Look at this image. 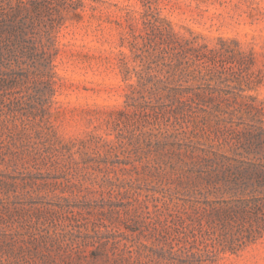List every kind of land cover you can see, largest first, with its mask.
I'll list each match as a JSON object with an SVG mask.
<instances>
[{"label":"rangeland","instance_id":"obj_1","mask_svg":"<svg viewBox=\"0 0 264 264\" xmlns=\"http://www.w3.org/2000/svg\"><path fill=\"white\" fill-rule=\"evenodd\" d=\"M92 3L96 8L88 3L83 18L68 20L59 32L62 79L45 95L54 99L47 104L52 114L44 118L40 104L29 107L36 92L27 85L0 89L6 99L0 102V264H168L159 259L162 245L144 208L163 207L165 195L185 196L165 169L174 139L133 108L119 113L128 91L118 62V51L128 50L120 46L127 9L145 6L140 0ZM159 7L177 22L213 36H237L244 49L253 48L252 71L261 72V83L252 91L264 98V0H162ZM14 108L28 113L15 116ZM222 127L209 121L201 144ZM53 141L72 145L58 152L64 165H43ZM51 233L65 235L62 247L31 240ZM85 247H98L97 255ZM196 264H264V238L215 263Z\"/></svg>","mask_w":264,"mask_h":264},{"label":"trees","instance_id":"obj_2","mask_svg":"<svg viewBox=\"0 0 264 264\" xmlns=\"http://www.w3.org/2000/svg\"><path fill=\"white\" fill-rule=\"evenodd\" d=\"M94 1L0 0V89L27 85L36 92L29 107L40 104L44 118L52 114L47 104L54 99L45 95L62 79L59 32L68 20L82 19L88 3L96 8ZM140 1L145 9L128 7L121 35L120 46L128 50L118 51V62L128 91L119 113L133 108L174 139L165 169L185 194L165 195L163 207L146 204L144 210L153 218L164 263H215L264 238V98L252 91L261 83V72L252 71L255 51L244 49L237 36L209 35L162 15V0ZM148 96L153 103L138 101ZM5 100L1 95L0 102ZM212 120L225 127L202 145ZM55 144L43 153V165H64L58 152L72 145ZM49 239L59 247L67 240L58 233L31 237L36 243ZM3 245L13 248L9 241ZM86 250L96 256L98 247Z\"/></svg>","mask_w":264,"mask_h":264}]
</instances>
